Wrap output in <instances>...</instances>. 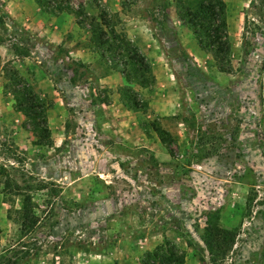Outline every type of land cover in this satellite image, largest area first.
Instances as JSON below:
<instances>
[{"label":"rangeland","instance_id":"rangeland-1","mask_svg":"<svg viewBox=\"0 0 264 264\" xmlns=\"http://www.w3.org/2000/svg\"><path fill=\"white\" fill-rule=\"evenodd\" d=\"M225 2L231 52L222 71L212 54L204 63L183 50L170 0L156 2L155 14L167 16L157 33L142 23L150 0H0V166L40 217L22 238V196L0 174V254L25 241L37 253L31 264H148L158 255L264 264V0ZM92 23L115 28L149 63L141 45H158L155 60L171 79L159 83L151 65L154 80L129 81L124 49L109 35L98 48ZM62 53L89 71L68 72ZM18 78L45 103L51 144H39L17 111ZM215 215L236 234L225 257L204 240Z\"/></svg>","mask_w":264,"mask_h":264},{"label":"trees","instance_id":"trees-1","mask_svg":"<svg viewBox=\"0 0 264 264\" xmlns=\"http://www.w3.org/2000/svg\"><path fill=\"white\" fill-rule=\"evenodd\" d=\"M156 2L157 0H150V5H146L143 12V17L149 22V25L153 29L154 33H157L158 26H162L163 22L167 20V16L162 15L161 18L163 19H160V17L155 14L158 10ZM168 6L169 3H167L166 7ZM176 7V13L179 19L184 25L188 26L192 30L200 48L212 54L218 64H225L228 61L227 57L231 52L228 24L226 21L225 0H177ZM122 8L125 9L124 3L122 4ZM149 10L152 11V14ZM108 14L109 13L106 11V13H103L100 18L104 19V17H107ZM102 25L106 26V30L100 27L97 23H92V28H90L92 37L96 40L98 48L108 44L109 40H104L106 35H109L115 43L119 42L116 43V48L120 50L124 49V53H126L128 58V60L123 64L124 68H122V72L128 80L133 81V79H136L144 83H147L150 78L154 80V76L151 72V64L141 53L138 47L130 44L127 37L117 32V30L109 24L103 23ZM158 36L159 35L156 37L158 38ZM158 40L162 44L161 38H158ZM110 45V48H112L113 43ZM46 47L53 49V44H46ZM61 60L64 68L73 73H83L89 71V68L84 63L71 60L66 53H62ZM129 65L132 66V70H127ZM221 69L222 71H226L225 68H223V65L221 66ZM147 74L150 78L146 82L144 78ZM139 77H142L144 81L141 80L142 78L139 79ZM18 79L15 80V83L17 85L23 83L21 86L22 89H15L12 92L16 100L17 111L22 112L31 121L33 131L38 132L39 138L45 141L39 144H51L52 138L47 123L45 103L34 93L30 85L24 81L21 82V80ZM134 108L138 109L137 106H134ZM18 172H20V170H18ZM0 174L3 176L5 175L6 177L4 188L6 190L12 189V191H15L17 195L22 196V205L20 209L17 210V213L19 217L18 223L20 224V232L22 238H25L38 227L40 222V217L32 205V196L25 194L24 187L8 174L6 167L0 166ZM30 176L33 177L30 179L44 182L43 178H38L37 176L32 175ZM20 177H22L23 183L28 182L26 174L22 173ZM1 184L2 183L0 182V185ZM27 189L31 190L32 187L27 186ZM218 220L219 218L216 215L209 217L205 227L204 240L213 255L215 254L217 257H225L234 245L236 234L233 230L219 226L217 223ZM83 245H85L84 242L76 243L77 247H84ZM91 246L93 249H96L97 247L96 245ZM35 255H37V253L34 254L30 248H27V243L25 241H19L15 246L2 251L0 254V264H31ZM173 257V260L172 258L165 260L164 258L159 259L158 255L156 261L148 264L183 263L180 256L177 258L176 256Z\"/></svg>","mask_w":264,"mask_h":264},{"label":"crops","instance_id":"crops-1","mask_svg":"<svg viewBox=\"0 0 264 264\" xmlns=\"http://www.w3.org/2000/svg\"><path fill=\"white\" fill-rule=\"evenodd\" d=\"M176 1L177 0H170L171 6L167 10L168 11L170 10V15L169 16H170L171 20L173 21V23L175 25V28L178 31V34H177L178 43L181 45L183 50H187L188 53L191 54L192 56H194L196 59H198L199 62L203 61L205 63V61H207L205 57H209L210 54L200 48V46H199V44H198V42H197L192 30L188 26L184 25L181 22V20L179 19L178 15L176 13V9H177ZM118 2H120V0H118ZM114 9L121 10L119 8H114ZM145 21H146V19H143L142 23L145 22ZM153 47H155V46H150V48H149V47H146V45H141L142 51L147 56V58L150 60V63L152 65V69H153L154 73L157 76L158 82L159 83L160 82H167V80L169 81V79H171L172 73L171 72H167L168 65L165 64L166 68L164 67V65L163 66H158L157 65L158 60H155V57L159 56V53L161 52V50H159L158 45L156 46L157 48H153ZM181 59H184V58L177 57V60L180 61V65H183L185 63V60H181ZM202 67H203V69H207L205 65H202ZM165 73L166 74L168 73L166 78L163 77V74L166 75ZM109 77L106 78V79H109ZM110 103H108V104H110ZM100 104H103V102H101ZM169 107L170 106H165L166 109H168ZM86 143H88V142H86ZM65 152H64V154L67 155L68 152H66V153ZM69 153H70V151H69ZM34 173L36 174L37 172H34Z\"/></svg>","mask_w":264,"mask_h":264}]
</instances>
